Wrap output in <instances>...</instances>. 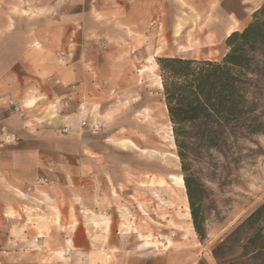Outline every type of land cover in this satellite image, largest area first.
Returning a JSON list of instances; mask_svg holds the SVG:
<instances>
[{
  "label": "rangeland",
  "instance_id": "1",
  "mask_svg": "<svg viewBox=\"0 0 264 264\" xmlns=\"http://www.w3.org/2000/svg\"><path fill=\"white\" fill-rule=\"evenodd\" d=\"M125 2L0 0V61L7 67L9 62L22 60L31 49V59L40 62L47 56L54 66L47 75L40 71L41 65L34 64L37 89L49 94V98L39 100L44 105L37 112L53 117L71 116L80 133L94 137L92 134L104 127L87 97L99 96L108 86L121 81L133 93L135 111L139 109L127 127L138 150L131 149L130 142L107 147L129 151L133 166L138 161L144 171L140 176H128L130 186L125 193L102 190L96 204L89 195L93 204L84 206L81 201L79 217L74 209L63 214L61 199L53 202L47 190L50 186L36 188L40 199L35 206L15 211L8 208L5 214L15 217L12 229L45 236L37 241L34 237L20 238L24 251L34 249L41 253L38 263L61 264V258L53 252L66 251L64 236L80 228L88 232L87 244H103V232H116L127 252L120 255L125 258L119 264L125 260L132 264H213V246L264 203V135L238 140L225 157L211 152L210 156H195L191 162V174L206 191L202 208L206 238L200 241L192 228L184 175L162 89L157 86V78L161 81L159 68L152 73L139 71L149 66V57L155 63L157 58L219 61L227 51L224 40L229 25L235 19L240 31L250 22L258 2L143 0L142 12L134 14L125 12ZM116 69L126 72L127 78L105 79L93 74L94 70L104 75ZM12 104V110L16 107L19 112L13 111L20 113V108ZM258 115L264 122V86ZM93 123L101 125L99 131L91 130ZM64 127L68 128L66 133L62 132ZM64 127L61 134L69 131L68 126ZM104 181L101 187L110 185ZM123 196L125 205L112 204L113 199L120 201ZM69 240V245L74 246ZM145 243L146 247H142Z\"/></svg>",
  "mask_w": 264,
  "mask_h": 264
},
{
  "label": "crops",
  "instance_id": "2",
  "mask_svg": "<svg viewBox=\"0 0 264 264\" xmlns=\"http://www.w3.org/2000/svg\"><path fill=\"white\" fill-rule=\"evenodd\" d=\"M256 1L258 3L252 11L264 2V0ZM143 4V0H126L125 12L141 13ZM246 25L247 23L241 29ZM236 28L237 22L234 19L226 31L225 38L230 33L238 31ZM31 45L32 42L27 44L29 47ZM30 50L22 60L19 59L14 64L9 62L7 67L0 61V128L14 133L18 138L14 147L0 148V215L6 218V221L0 218V264H51V262L38 263L37 259L41 253H37L34 249L24 251L25 247H22L23 243L20 241L21 237L29 239L34 237L37 241L45 236L37 235L36 232L29 235L26 231L12 229L15 217H10L9 212L5 214L8 208L15 211L16 208L36 205L40 199L39 190L26 192V188L37 178H46L52 182L47 190L53 202L61 199L64 215H68L69 210L74 209L79 217L81 201L85 206L92 205L90 200L95 199L96 204L102 190L108 192L113 189L120 194L125 193L130 186L127 181L128 176L133 173L140 176L144 172L142 163L139 164L137 161V165L133 166L129 151L125 149L113 151L112 148L107 147L112 143L130 142L129 147L138 150L132 143V135L127 133V127L137 116L136 111H139L134 109L136 106H133V102L136 100L133 99L130 88L123 86L121 81L114 82L115 84L108 86L99 96L91 94L87 97L94 106L93 113L104 127V130L92 134L94 137L90 138L89 134L80 133L78 123L72 120L71 116L53 117L37 112V109L43 108L44 105L42 102L39 103V100L44 97L49 98V94L44 90L38 91L39 82L34 77L36 74L34 64L41 65L40 71L46 74L47 71L53 72L54 66L47 56L41 58L40 62L36 58L31 59L34 51L31 53ZM148 61L149 66L140 70L139 74L152 73L157 68L152 57H149ZM93 74L105 79L128 76L126 72L118 69L106 71L104 75L99 70H94ZM157 79V86L162 89L161 81ZM36 95L39 97L36 98ZM9 101L20 108V113L12 110L8 105ZM64 126L69 127L67 134L60 133V129ZM104 179V184L106 185L108 181L110 185L101 187ZM89 195H92V199H89ZM125 197L123 196L120 201L113 199L112 204L125 205ZM108 225L109 222L106 227ZM116 234V232L107 234L105 231L103 244H87L88 232L78 228L72 231L71 235L64 236V250L68 251V257L64 258L62 251L53 254L61 258V264H119L125 258V255L123 258L120 255L127 252L126 246L120 243ZM69 239H72L74 246L69 245ZM146 244L142 247H146ZM122 264L132 263L125 260Z\"/></svg>",
  "mask_w": 264,
  "mask_h": 264
},
{
  "label": "trees",
  "instance_id": "3",
  "mask_svg": "<svg viewBox=\"0 0 264 264\" xmlns=\"http://www.w3.org/2000/svg\"><path fill=\"white\" fill-rule=\"evenodd\" d=\"M224 44L227 51L219 61L156 60L191 224L200 241L206 238V191L191 174V162L211 152L225 157L238 140L264 135L258 115L264 86V2ZM210 258L213 264H264V203L213 246Z\"/></svg>",
  "mask_w": 264,
  "mask_h": 264
},
{
  "label": "built area",
  "instance_id": "4",
  "mask_svg": "<svg viewBox=\"0 0 264 264\" xmlns=\"http://www.w3.org/2000/svg\"><path fill=\"white\" fill-rule=\"evenodd\" d=\"M9 105L13 106L12 102H9ZM13 110L15 112H19L18 108H16V107H13ZM81 125L84 126L85 123L83 122ZM100 128H101L100 124L93 123L91 125V130L93 132L99 131ZM67 130H68V128L64 127L62 132L66 133ZM16 143H17V137H16V135L14 133H12V132L4 129V128H0V148L1 149L14 147L16 145ZM0 176H1V173H0ZM51 185H52L51 181H49L46 178L40 177V178H37L32 185H30L29 187L26 188V192H30V191H32V190H34L36 188L49 187ZM63 255H64V257H67L68 256V251H64Z\"/></svg>",
  "mask_w": 264,
  "mask_h": 264
},
{
  "label": "bare ground",
  "instance_id": "5",
  "mask_svg": "<svg viewBox=\"0 0 264 264\" xmlns=\"http://www.w3.org/2000/svg\"><path fill=\"white\" fill-rule=\"evenodd\" d=\"M152 62V61H151ZM150 63V62H149ZM142 72H144V71H142ZM151 73V72H150ZM186 211H188V208L186 209ZM62 254V256L64 257V255H63V252L61 253ZM65 258V257H64Z\"/></svg>",
  "mask_w": 264,
  "mask_h": 264
}]
</instances>
